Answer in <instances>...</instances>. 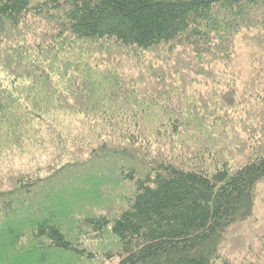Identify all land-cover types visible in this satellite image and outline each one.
<instances>
[{
	"label": "trees",
	"instance_id": "16d2710c",
	"mask_svg": "<svg viewBox=\"0 0 264 264\" xmlns=\"http://www.w3.org/2000/svg\"><path fill=\"white\" fill-rule=\"evenodd\" d=\"M260 205L264 0H0V264H264Z\"/></svg>",
	"mask_w": 264,
	"mask_h": 264
},
{
	"label": "rangeland",
	"instance_id": "374dc122",
	"mask_svg": "<svg viewBox=\"0 0 264 264\" xmlns=\"http://www.w3.org/2000/svg\"><path fill=\"white\" fill-rule=\"evenodd\" d=\"M263 206H258V210H259V213H261L262 215H263V220H260V217H259V224H260V227H259V229H257V230H259V231H261L263 234H264V211H263ZM257 230H252V232H256ZM248 231L247 230H245V232H244V235L247 233ZM263 243V241H262V239H258V240H253L252 241V248L256 251V252H258V251H263L262 250V244L261 243ZM234 244L236 245V246H238V241H234ZM244 244H246V241H245V243ZM259 257H261V255H259Z\"/></svg>",
	"mask_w": 264,
	"mask_h": 264
}]
</instances>
